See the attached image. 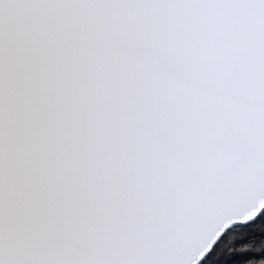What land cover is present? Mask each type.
Masks as SVG:
<instances>
[{"label":"snow or ice","instance_id":"1","mask_svg":"<svg viewBox=\"0 0 264 264\" xmlns=\"http://www.w3.org/2000/svg\"><path fill=\"white\" fill-rule=\"evenodd\" d=\"M0 264H264V0H0Z\"/></svg>","mask_w":264,"mask_h":264}]
</instances>
